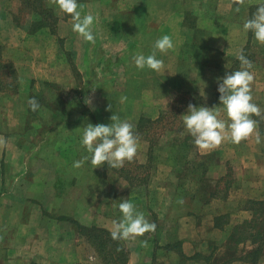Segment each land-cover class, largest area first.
Listing matches in <instances>:
<instances>
[{
  "label": "crops",
  "instance_id": "0c3cea01",
  "mask_svg": "<svg viewBox=\"0 0 264 264\" xmlns=\"http://www.w3.org/2000/svg\"><path fill=\"white\" fill-rule=\"evenodd\" d=\"M101 2L77 0L82 15L94 16L95 43L73 32L71 16L66 18L47 0H43L44 6L59 17L52 30L42 27L36 31L39 33L30 32L27 22L33 14L28 11L27 17L17 23L14 16L19 14L20 2L0 13L2 58L13 64L17 75L16 89L0 90V136L7 142L0 149V264H100L79 227L94 224L111 231L113 221L121 219L118 205L123 200L133 203L156 225L154 232L135 240H121L128 251L126 264H264V224L257 225L264 223V213L257 214L252 203L264 200V150L249 145L252 154L210 156L213 150L198 149V158L209 160L203 177L211 189L197 197L195 183L189 182L186 190L178 184L173 155L155 154L150 160L148 142L138 135L134 159L139 166L149 165L150 170L143 187L136 183L132 186L127 161L121 168H110L107 163L92 168L90 162L74 168L73 162L85 154H74L70 164L68 154L55 146L56 135L50 136L49 122H55L50 120V113L42 107L43 116L33 119L41 103L35 111L27 103L31 97L41 99L40 83L69 86L71 97L66 99L58 126H68V132L77 135L73 140L70 135L62 143H78L83 126L107 125L113 113L134 127L142 119H156L166 96L176 94L172 91L176 83L200 81L194 49L190 51L195 47L192 31L206 30L212 38L222 36L220 42H206L204 47L220 54L219 63L221 59L238 60L241 50L254 44L260 55L251 53L246 58L253 64L251 73L262 69L264 45L243 30L244 21L251 18L250 6H257L258 0H245L238 12L232 0H124L129 10H120L118 16L131 13L133 19L127 21L124 15L122 23L112 21L114 12L105 11L103 15ZM204 13L211 24H206ZM191 17L194 22L186 24ZM163 35L170 36L174 44L167 53L156 51L165 71L137 69L133 55L151 54L154 41ZM186 49L191 57L184 55ZM62 51L73 56L78 83L85 85L82 90L77 89L70 73L55 74L54 66L64 61ZM215 68L207 65L208 70ZM194 90L204 99L200 85ZM122 97L126 99L122 101ZM203 102H188L184 114L189 103L222 108ZM109 104L111 111L106 110ZM11 109L14 122H9ZM15 110H19L17 116ZM20 110L24 116L21 114L19 120ZM223 117L220 114L218 118ZM66 133L62 129L58 136L66 138ZM165 141L158 140L159 146L163 147ZM229 173L235 176L232 183L227 181ZM227 184L230 186L225 191ZM214 190L216 194L210 196ZM141 241H147L146 246Z\"/></svg>",
  "mask_w": 264,
  "mask_h": 264
},
{
  "label": "clouds",
  "instance_id": "9594fccd",
  "mask_svg": "<svg viewBox=\"0 0 264 264\" xmlns=\"http://www.w3.org/2000/svg\"><path fill=\"white\" fill-rule=\"evenodd\" d=\"M50 6L56 7L61 13L71 16L72 31L81 36L85 41L95 43L92 31L94 16L91 13L81 14L78 10L82 6L77 0H47ZM236 5L235 10L245 0H232ZM243 30L251 32L255 40L264 45V0H258L256 10L251 18L243 23ZM174 47L172 38L168 35L156 39L152 45L153 51L145 56L142 53L133 55L132 60L135 67L143 70L147 67L155 72L165 71L164 61L156 58V51L167 53ZM240 61L241 70L225 73L224 77L217 78L219 102L223 106L227 120L219 119L220 110L215 106L187 105V112L182 116L184 128L192 138L193 144L200 150L211 151L218 148L222 143L240 144L255 133V143H261V134L258 129V121L253 116L261 117V108L253 102L251 84L254 75L248 70L252 68V62L246 58L241 50L237 56ZM95 91V88H92ZM126 97H122L123 101ZM87 99V103H90ZM168 103V101L166 100ZM31 110L39 108L38 101L31 97L27 101ZM106 110L111 111L109 104ZM109 124L88 123L83 126L80 145L85 150V155L73 162L74 168H81L86 162H90L92 168L100 167L107 163L110 168H121L125 161L131 162L138 150L139 137L134 132V125L113 113ZM7 142L0 136V149L6 147ZM182 203L183 201H178ZM121 219L113 221L110 231L111 238L115 241L135 240L145 233L154 232L156 225L149 222L143 212L136 209L135 205L128 200H123L118 205ZM146 246L147 241H141ZM117 248V251H120Z\"/></svg>",
  "mask_w": 264,
  "mask_h": 264
},
{
  "label": "rangeland",
  "instance_id": "374dc122",
  "mask_svg": "<svg viewBox=\"0 0 264 264\" xmlns=\"http://www.w3.org/2000/svg\"><path fill=\"white\" fill-rule=\"evenodd\" d=\"M17 2H19V0H0V13L1 12L3 13L7 9H11L12 7L16 6ZM123 2L124 0H102L100 5H102V7L104 8L103 15L106 14L105 11L109 13L114 12L113 14H111L112 21L114 23H122V19L124 15H125V20L132 21L133 16L131 13H130L131 15L124 14L123 16H118V13L121 12L120 10H124V11L129 10L128 4L124 5ZM27 15H28L27 9L26 11L23 9L20 12L21 21H23V19H25ZM53 15H54L53 19H51L52 23H50L48 26L43 28L45 29V31L47 28L52 30L53 28L56 27L59 17L55 13H53ZM29 16L30 17L27 23L30 26L32 25L33 16L32 15H29ZM65 16L66 18L70 17V16H67L66 14ZM205 21H206V24L212 23V20H210V18H208L206 15H205ZM192 22H194L192 17L188 21L186 20V24L187 23L189 24ZM40 29L42 28L39 27L35 31H32V33H39L36 31ZM45 31H42V33H44ZM192 32L195 34L194 38L192 36V40L195 43V47L191 48L190 51L192 52V50L194 49V53L196 57L195 66L198 68L196 72L199 74V79L202 82L200 81L197 82V80L196 81L180 80L178 83H176V86L172 89V91L176 92V94H173V95L169 94L166 96L167 98L164 100L165 102L162 104L163 107L159 111L158 117H156V119H150V118L142 119L139 122L138 126L134 127L135 134L141 136L144 139V141L148 142V147H147L148 153L147 154H150V160L154 158L155 154H167V156L173 155L174 161H173L172 166L174 167L175 171L178 170L179 172L178 184L180 182V187L181 189H184V190H186L188 185L190 186L192 184L189 171L187 170L189 169V166L193 165L192 162L195 157V151L198 154H200L198 151V148L193 144V138L189 134H187L184 128L182 116H181L184 114V107L188 102H193L194 104L195 103L204 104L203 100H205V103L209 102L210 104H215V103L220 104L219 99H218L219 92L217 91V87H218L217 78L224 77L225 73L227 72L241 70V64L239 60H229V59H227V61L225 62H224V59L223 60L221 59L220 63L217 62L216 64H214L216 66L215 69L208 70L207 65L204 66L201 63L206 54V48H204L206 46V42H208L209 44L210 42L212 43L220 42V39L222 38V36L218 35L217 37L215 36L216 38H212L211 33L207 32L206 30H204L203 32L201 30L192 31ZM260 51L261 50L256 48L255 45L253 44L252 46L246 47L244 49L243 54L247 58H249L251 53L259 56L261 53ZM61 53L64 58V61L54 66L55 74L59 76L62 73H70L72 77L75 79V82L77 84V89L82 90L85 87V85H82V84L80 85L78 83L80 81V78L78 74L76 73L75 63L72 60L73 56H71L69 53L66 54V52L64 51H62ZM184 55L189 57L190 56L189 50L187 49L186 51L184 50ZM63 64H65V66L67 65V70L66 68H64ZM68 64H69V67H68ZM261 67L262 69L261 68L257 69L256 71H253L252 73L254 75V80L251 84V89H252L253 102L261 108L262 115H264V64H262ZM252 68H253V64H252ZM252 68L248 70L251 72ZM197 84L200 85L201 89H203L205 92L204 99L198 96V94H196L195 92L196 90H194ZM78 86H80V88H78ZM38 87L40 91L38 97L39 98L41 97V99L37 101L41 103L40 105L41 110L39 113L33 114V119H37L38 117L40 118V116H43L42 107L45 108L47 113H50L51 117L57 118V122H56L55 119L49 116L50 120L52 119L55 121V122H49L51 126L49 128L51 130L50 136H53V134L56 135V137L54 136L55 146L58 148L61 147L62 150L65 151L66 154H68V161H70V164H71L73 162L74 154H79V152L81 154H86V153H85V150L80 145V142L78 143L77 142H73V143L65 142L66 139L70 137V135H72V140H73V138H75L77 134H74V132H68V130H71L68 126L66 127L58 126V119L59 117H61L60 119L63 120L62 116H64V110L67 107L68 101H66V99L71 97L70 90L68 88L69 86L63 83L55 82L53 85L40 83ZM42 90L44 91V93L42 92ZM188 93H190L189 96H188ZM215 97L216 99L214 100ZM166 100L168 101V103L166 102ZM221 107L222 108H219L220 114L225 116V118L223 117L224 120H227L226 113L223 111V106L221 105ZM15 113L17 116L19 113V110H15ZM21 114H23L24 116V112L20 110L19 120L21 119V116H22ZM29 114H30V111H29ZM14 117H15L14 113L11 109L9 112V122H14L15 121ZM252 118L253 119L255 118L259 122L262 121V123H259L258 125V131L262 135L260 144L255 143V139L253 138L254 137L253 135H255V133H253V135L249 137L248 139L250 141L249 144L246 143L247 139L241 141V143L238 145L224 142L220 145L218 149H216V151L213 150L208 154H211L210 156H214L215 154H252V150H250L249 145L251 146V149L256 148L259 151L264 150V124H263L264 119H262L261 117H252ZM38 123L42 124V122H38ZM62 129H65L67 132L66 138L58 136V132ZM174 137L179 139V143H177V145L180 144L179 149L177 148V145L175 142H171L172 141L171 139ZM188 138L191 142H187ZM63 139H65L64 143H62ZM160 139L166 140L164 142L163 147L159 146L158 144L159 143L158 140ZM182 142L183 144L181 145ZM20 145L25 146L26 142H23V143L20 142ZM83 166H85V164ZM148 167L149 165L139 166L137 163V158L127 163L126 168L130 173L128 175H131L133 178L132 183H131L132 186L134 183H136V185L140 184L143 187V185L145 184L144 180H146L145 174H147L150 170V168ZM233 178H235L234 174L229 173L227 176L228 183H232ZM89 246L92 247L91 244H89ZM92 249L97 255V252L95 251V249L93 247ZM97 258H98L99 263L101 264V260L98 255H97Z\"/></svg>",
  "mask_w": 264,
  "mask_h": 264
},
{
  "label": "trees",
  "instance_id": "16d2710c",
  "mask_svg": "<svg viewBox=\"0 0 264 264\" xmlns=\"http://www.w3.org/2000/svg\"><path fill=\"white\" fill-rule=\"evenodd\" d=\"M19 14L15 15L14 18L17 23H21L20 12L24 9L29 13H32L34 18L32 25L29 26L30 32L35 31L39 27H46L52 23L53 13L49 7L44 6L43 0H19ZM250 15L255 12L256 6H250ZM2 46L0 45V90L8 91L16 89L17 75L13 64L9 61H6L2 58ZM217 56L220 54L215 51L206 50L202 64L205 65H214L217 63ZM215 61V62H214ZM256 117V116H254ZM171 142H175L176 145L179 143V139L172 138ZM189 138L187 142H191ZM184 141V140H183ZM186 141V139H185ZM183 142L181 143V145ZM180 144L177 145L179 149ZM209 163L202 159L200 156L198 158V153L195 151V157L192 162V166H189L190 179L193 183L196 184V190L194 195L197 197H202L203 193L210 190V185L207 184V179L203 177L204 171H206ZM229 188L228 184L225 187V191ZM216 194V190L210 191V196ZM253 205L256 208V213H264V200L262 201H253ZM264 223H257L259 227L263 226ZM79 232L84 236L86 241L92 245V247L97 252L102 264H126L128 260V251L123 246L121 240L115 241L111 238L110 231L98 226H80ZM117 248H120V251H117Z\"/></svg>",
  "mask_w": 264,
  "mask_h": 264
}]
</instances>
